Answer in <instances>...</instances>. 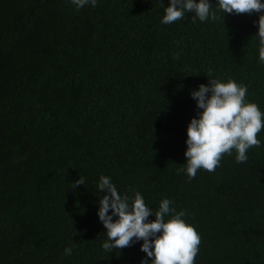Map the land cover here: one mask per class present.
<instances>
[{"label":"trees","instance_id":"1","mask_svg":"<svg viewBox=\"0 0 264 264\" xmlns=\"http://www.w3.org/2000/svg\"><path fill=\"white\" fill-rule=\"evenodd\" d=\"M168 3L0 0V264H151L143 241L102 248L101 176L153 212L163 199L185 211L194 264H264V129L246 162L233 150L214 172L177 173L200 84L246 85L264 113L260 14L209 0L223 19L163 24Z\"/></svg>","mask_w":264,"mask_h":264},{"label":"clouds","instance_id":"2","mask_svg":"<svg viewBox=\"0 0 264 264\" xmlns=\"http://www.w3.org/2000/svg\"><path fill=\"white\" fill-rule=\"evenodd\" d=\"M71 3L77 10L87 5L97 6V0H71ZM215 6L222 14H260L255 22L256 37L259 40V62L264 63V0H217ZM186 13H194L193 23L197 19L201 22L223 19L213 11L209 0H169L161 23H175ZM190 95L202 111L187 125L186 166L177 169L178 174L184 172L192 179L199 169L214 172L222 157L232 155L233 150L237 163L246 162L248 150L261 146L257 136L264 129V113L257 104L246 100V85L231 79L227 82L208 79L207 84H200ZM84 183V178L79 177L71 187ZM97 189L107 193L99 199L97 212L107 235L102 244L104 250L111 253L114 249L120 250L136 241H143L140 250L151 258V264H194L201 238L196 229L183 219L185 211L176 212L170 207L171 200L163 199L158 210L153 212L139 192L132 190V197L120 194L108 176L99 178ZM150 216L155 219L149 221ZM166 216L170 217L167 221ZM64 254L71 255L72 249L65 248ZM140 264H149V260L142 259Z\"/></svg>","mask_w":264,"mask_h":264}]
</instances>
